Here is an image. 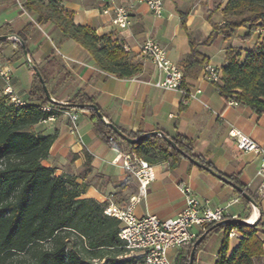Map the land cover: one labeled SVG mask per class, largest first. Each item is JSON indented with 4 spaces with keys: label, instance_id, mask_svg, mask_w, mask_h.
I'll use <instances>...</instances> for the list:
<instances>
[{
    "label": "crops",
    "instance_id": "obj_1",
    "mask_svg": "<svg viewBox=\"0 0 264 264\" xmlns=\"http://www.w3.org/2000/svg\"><path fill=\"white\" fill-rule=\"evenodd\" d=\"M58 1L64 11L72 13L74 23L91 27L99 36L109 34L123 42L132 60L141 64V70L125 78L101 70L82 45L62 37L52 22L37 23L36 14L24 8V0H0V34L7 36L0 46V64L11 76L14 93L27 103L35 73L14 43V40L22 42L17 34L23 31L28 57L37 68L47 72L48 90L56 103H68L75 94L81 93L94 99L106 121L128 133L143 135L158 131L167 136L184 135L193 141L196 155L209 161L217 172L235 177L250 194L260 198L259 206L246 205L231 184L186 158L173 168L167 161H160L151 163L155 178L145 196L134 205L136 216L176 217L185 205V196L179 190L182 184L206 200L211 208L225 206L230 216L260 219L258 234L264 249V194L259 191L262 176L258 173L261 156L240 150L230 135L231 130H239L263 144L264 113L257 114L243 104L228 105L202 70L206 62L220 70L229 50L243 55L264 34L256 32L243 40L247 29L241 27L229 39L218 37L210 44H202L210 35L212 24L223 23L222 8L227 0H163L159 16L146 3H134L129 8L130 25L125 29L113 25L110 16L102 12L106 5H122L124 0ZM146 38L164 47L168 58L181 69L190 50V39L199 44L197 50L204 57V63L184 74V87L191 95L183 97L178 90L156 85L162 75L153 63L139 55V47ZM21 71L23 80L19 76ZM4 86L5 82L0 79V87ZM196 89L200 92L195 93ZM64 111L76 113V119L72 120ZM51 117L32 127L40 135L56 133L48 157L42 163L53 168L55 176L74 177L78 183L86 184L82 198L125 207L137 193V182L121 160H115L120 149L99 139L87 111L60 109ZM240 238L237 230L228 238V254ZM223 239L224 230L208 234L195 252L194 264H215ZM168 257L175 260L176 249H170ZM263 263V258L254 262Z\"/></svg>",
    "mask_w": 264,
    "mask_h": 264
},
{
    "label": "trees",
    "instance_id": "obj_2",
    "mask_svg": "<svg viewBox=\"0 0 264 264\" xmlns=\"http://www.w3.org/2000/svg\"><path fill=\"white\" fill-rule=\"evenodd\" d=\"M23 6L36 14L37 23L52 22L62 37L82 45L101 70L119 78L130 77L141 70V64L132 60L123 42L109 34L99 36L91 27L74 23L72 13L64 11L58 0H24ZM222 13L223 23H213L210 35L202 44H210L218 37L229 39L241 27L247 29L243 40L250 39L256 32L264 34V0H227ZM17 35L23 45L17 40L14 43L22 56L23 47L27 49L26 36L23 31ZM5 42L6 39H0V46ZM189 45L182 63L183 78L186 72L204 63V57L197 50L199 44L190 39ZM38 71L48 88L47 72L41 68ZM220 72V81L213 82L220 95L226 100L233 98L257 114L264 113V35L243 55L229 50ZM76 104L85 107L78 108ZM90 105H95L94 99L81 93L75 94L67 104L50 101L36 73L24 105H15L5 95H0V264H135L137 260L124 257L127 250L118 236L120 221L104 212L108 203L82 198L86 184L78 183L74 177L55 176L53 168L42 163L48 157L56 133L40 135L32 127L56 115L60 109L87 111L94 131L104 144L135 152L149 163L167 161L173 168L186 158L191 164L197 160L214 169L209 161L194 153L193 141L186 136L151 133L130 144L104 123ZM118 129L131 138L141 136L121 127ZM225 176L241 186L259 206L258 196L250 194L235 177ZM239 198L251 205L242 194ZM261 225L260 219L253 224H210L195 252L208 234L224 230L215 264H254L259 258L264 261L263 243L258 234ZM231 228L239 231L241 238L228 254ZM190 251L187 256H177L175 264H189ZM194 262L195 254L192 264Z\"/></svg>",
    "mask_w": 264,
    "mask_h": 264
},
{
    "label": "built area",
    "instance_id": "obj_3",
    "mask_svg": "<svg viewBox=\"0 0 264 264\" xmlns=\"http://www.w3.org/2000/svg\"><path fill=\"white\" fill-rule=\"evenodd\" d=\"M143 2L155 15H161L163 0H124L122 5H106L102 12L110 16L113 25L125 29L129 27L131 21L129 8L134 3ZM139 55L153 63L162 75L156 85L178 90L185 96L190 94L184 87L182 69L168 58L164 47L152 38H146L139 47ZM202 70L208 81H220L221 72L213 64L204 63ZM0 79L5 82V86L0 87V95H5L7 100L15 105H24L25 102L14 93L9 72L1 64ZM199 92L200 89L195 90V93ZM226 102L228 105H238L233 98ZM44 109L49 110L50 108L44 107ZM64 113L72 120L77 117V114L73 112L64 111ZM230 135L234 137L235 144L240 150L254 152L261 156L258 173L262 176V183L259 191L264 194V143H256L239 130H231ZM115 160H121L126 171L136 180L137 193L129 198V203L125 207L116 208L109 205L104 212L119 219L118 236L127 250L126 257L137 259L135 264H175V260L168 257L170 249H176V257L187 256L194 241L206 231L208 225L236 218L235 215H229L225 206L211 208L206 200L195 196L188 187L182 184L179 185V190L185 196V205L176 217L160 219L153 214L138 217L134 214L133 208L140 198L145 196L149 183L155 178L154 166L135 152L120 150ZM254 222L255 220L249 223ZM235 231V228H231L228 238L233 237Z\"/></svg>",
    "mask_w": 264,
    "mask_h": 264
},
{
    "label": "water",
    "instance_id": "obj_4",
    "mask_svg": "<svg viewBox=\"0 0 264 264\" xmlns=\"http://www.w3.org/2000/svg\"><path fill=\"white\" fill-rule=\"evenodd\" d=\"M5 38H7V36H0V39H5ZM21 44L23 45L22 42H21ZM23 55L25 56L27 62H28L29 65H30V67L34 70V72H35L36 75L38 76V78H39V80H40V82H41V84H42V86H43V89H44V92H45V94H46V97H47L50 101L56 102V101H54V100L51 98L50 93H49V90H48L46 84L44 83V81H43V79H42V77H41V74H40V72L38 71V68H37V67L35 66V64L32 63V61L29 59L28 54H27V50H26L24 47H23ZM64 104H67V103H64ZM76 107H78V108H84L85 105H84V104H76ZM89 107L92 108V109L96 112L97 116H98L101 120H103V122L106 123L109 127H111V128L116 132V134H117L118 136H120L121 138H123L124 140H126V141H127L128 143H130V144H134L135 142H137V141H138L139 139H141L142 137L148 135V134H143V135H141V136H139V137H137V138H131V137H129L128 135L124 134L122 131H120V130L118 129V127L115 126L113 123H111V122H109V121H106L105 118H104V116H103L102 113L98 110V108H97L96 105H90ZM151 133H152V134H157V135H162V133H161V132H158V131L150 132L149 134H151ZM166 138H167V141H168L172 146L175 147L174 142H173L170 138H168V137H166ZM193 162H194V164H196L197 166H200V167L204 168L205 170L209 171L210 173L214 174L216 177H218V178L221 179L222 181L231 184V185H232V186H233V187H234V188H235L240 194H242V195H243L248 201H250L254 207H257V205L254 203V200L252 199V197H251L248 193H246V192L244 191V189H243L241 186H239V185H237V184H234V183H233L231 180H229L225 175H223V174L217 172L216 170L212 169L211 167L206 166V165H204L203 163H201V162H199V161H197V160H193ZM230 222H237V223L251 224V223H249L246 219H242V218H234V219H226V220L223 221V222H216V223H215V226H219V225H222V224H225V223H230ZM255 222H256V221H255ZM255 222H254V223H255ZM206 233H207V232H204L203 234H201V235H200V236L194 241V243H193V245H192V248H191V251H190V254H189V264H192V263H193V257H194V254H195L196 247H197V245L199 244V242L204 238V236L206 235Z\"/></svg>",
    "mask_w": 264,
    "mask_h": 264
},
{
    "label": "rangeland",
    "instance_id": "obj_5",
    "mask_svg": "<svg viewBox=\"0 0 264 264\" xmlns=\"http://www.w3.org/2000/svg\"><path fill=\"white\" fill-rule=\"evenodd\" d=\"M23 69H24V66H23ZM23 69H22V70H23ZM26 72H27V71H26ZM19 76H20V79L23 80V76H24L23 71H21V73L19 74Z\"/></svg>",
    "mask_w": 264,
    "mask_h": 264
},
{
    "label": "bare ground",
    "instance_id": "obj_6",
    "mask_svg": "<svg viewBox=\"0 0 264 264\" xmlns=\"http://www.w3.org/2000/svg\"><path fill=\"white\" fill-rule=\"evenodd\" d=\"M248 221L252 223L254 221V217H250Z\"/></svg>",
    "mask_w": 264,
    "mask_h": 264
}]
</instances>
